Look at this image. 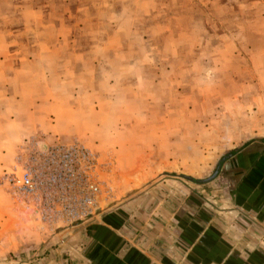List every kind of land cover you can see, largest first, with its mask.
Returning a JSON list of instances; mask_svg holds the SVG:
<instances>
[{
    "label": "rangeland",
    "instance_id": "1",
    "mask_svg": "<svg viewBox=\"0 0 264 264\" xmlns=\"http://www.w3.org/2000/svg\"><path fill=\"white\" fill-rule=\"evenodd\" d=\"M263 52L264 0H0V264H78L128 189L204 184L264 144ZM65 153L100 190L91 220L14 187Z\"/></svg>",
    "mask_w": 264,
    "mask_h": 264
},
{
    "label": "crops",
    "instance_id": "2",
    "mask_svg": "<svg viewBox=\"0 0 264 264\" xmlns=\"http://www.w3.org/2000/svg\"><path fill=\"white\" fill-rule=\"evenodd\" d=\"M258 144L231 154L204 184L184 187L174 177L173 189H128L127 202L114 203L91 227L78 264H264Z\"/></svg>",
    "mask_w": 264,
    "mask_h": 264
},
{
    "label": "built area",
    "instance_id": "3",
    "mask_svg": "<svg viewBox=\"0 0 264 264\" xmlns=\"http://www.w3.org/2000/svg\"><path fill=\"white\" fill-rule=\"evenodd\" d=\"M78 155L79 153H65L64 166L58 169L53 167L41 173H35L31 168L25 169L13 180L14 187L21 195L38 196L45 202V210L50 209V214L54 210L55 215L60 212L70 220H91L95 216L100 190L92 181L84 184L81 189L75 188L76 182H79L74 169L77 157L80 160ZM55 205L60 209H52Z\"/></svg>",
    "mask_w": 264,
    "mask_h": 264
}]
</instances>
